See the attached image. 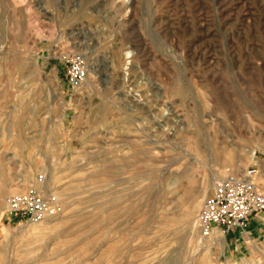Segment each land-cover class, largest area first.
Wrapping results in <instances>:
<instances>
[{"label":"rangeland","instance_id":"374dc122","mask_svg":"<svg viewBox=\"0 0 264 264\" xmlns=\"http://www.w3.org/2000/svg\"><path fill=\"white\" fill-rule=\"evenodd\" d=\"M252 165L264 192V0H0V264H264L197 224ZM40 173L63 214L14 222Z\"/></svg>","mask_w":264,"mask_h":264},{"label":"built area","instance_id":"2783aa9c","mask_svg":"<svg viewBox=\"0 0 264 264\" xmlns=\"http://www.w3.org/2000/svg\"><path fill=\"white\" fill-rule=\"evenodd\" d=\"M64 65V75L69 87L84 83L89 75V61L79 51H62L57 56ZM257 165L240 173H230L217 179L207 194L197 214V224L202 239H216L239 232L246 235L254 215H264V192L258 185ZM46 176L40 173L36 184L24 191L8 195L4 213L14 222L37 224L58 217L64 212L60 196L44 189ZM219 238V239H220Z\"/></svg>","mask_w":264,"mask_h":264},{"label":"crops","instance_id":"0c3cea01","mask_svg":"<svg viewBox=\"0 0 264 264\" xmlns=\"http://www.w3.org/2000/svg\"><path fill=\"white\" fill-rule=\"evenodd\" d=\"M262 215H254L247 228L246 235L233 232L226 238V252L230 255H239L250 250V244L264 237V221ZM261 219V220H260Z\"/></svg>","mask_w":264,"mask_h":264},{"label":"bare ground","instance_id":"6f19581e","mask_svg":"<svg viewBox=\"0 0 264 264\" xmlns=\"http://www.w3.org/2000/svg\"><path fill=\"white\" fill-rule=\"evenodd\" d=\"M126 2V1H125ZM87 57V56H86ZM88 58V57H87ZM88 60H89V58H88ZM89 69L91 70V71H97V65L96 66H91V67H89ZM135 81V80H134ZM138 96V95H137ZM141 96V95H140ZM134 100H137V99H134ZM138 101V100H137ZM176 133V132H175ZM175 135V134H174ZM182 146V145H181ZM249 155H250V157L252 158V159H254V160H256V150H254V149H252V150H249ZM198 206L199 205H196V207L198 208ZM220 238V237H219ZM219 241H220V243H222V244H225V240H224V238L223 237H221L220 239H219Z\"/></svg>","mask_w":264,"mask_h":264}]
</instances>
